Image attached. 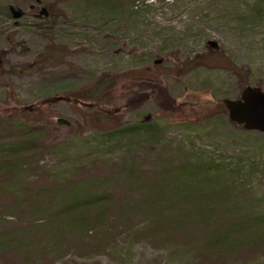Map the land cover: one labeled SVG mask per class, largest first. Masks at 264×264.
Segmentation results:
<instances>
[{
  "label": "rangeland",
  "instance_id": "374dc122",
  "mask_svg": "<svg viewBox=\"0 0 264 264\" xmlns=\"http://www.w3.org/2000/svg\"><path fill=\"white\" fill-rule=\"evenodd\" d=\"M8 6L25 12L17 23ZM42 6L47 17H37ZM50 50L51 63L42 60ZM0 54V264H264L263 245L202 262L207 234L191 220L208 213L211 229L232 217L264 226V134L218 106L246 85L264 90V0H0ZM135 71L165 88L174 109L160 110L148 90L128 108ZM97 76L112 78L113 92L93 115L67 96ZM24 142L36 148L14 159ZM183 165L192 175L170 188L184 202L153 200L154 184ZM191 184L195 194L218 192L194 205ZM76 185L110 202L83 241L61 214ZM124 204L139 209L114 223ZM150 204L159 213L145 211ZM229 205L237 213L227 218Z\"/></svg>",
  "mask_w": 264,
  "mask_h": 264
},
{
  "label": "trees",
  "instance_id": "16d2710c",
  "mask_svg": "<svg viewBox=\"0 0 264 264\" xmlns=\"http://www.w3.org/2000/svg\"><path fill=\"white\" fill-rule=\"evenodd\" d=\"M45 56H42V60L47 61V62H53L56 61L55 58V53L53 50L47 51ZM2 60H3V55L0 54V74L2 73L3 65H2ZM144 79H147L149 83H144ZM131 80H136L134 82H139L141 84L137 85L134 84V86L138 87V90L132 94L130 98L127 100V105L129 107L137 106L139 103L143 102L144 99L148 97V93L146 94L145 91H151L153 96V99L155 100L156 104L158 105V108L160 110L166 111L167 109L173 110L174 109V104L173 101L168 97L166 89L163 87L158 86V84L153 83L152 79L149 77H143L142 74H138L137 71L131 73ZM113 79L112 78H104L102 76H97L93 80H88L87 82L85 81L84 85L85 88L84 90L78 91V92H72L71 94L69 93L67 96V99L70 101H77L80 104H84L88 107L92 108V112H94L93 115L100 114V111H98L97 107L100 106L101 103L108 101V99L112 96V89H113ZM152 81V83H150ZM143 83V84H142ZM60 99H66L64 97H60ZM54 98H49L48 102L54 101ZM135 102H138L135 104ZM134 104V105H133ZM38 107L37 109L39 108ZM133 105V106H131ZM218 106L222 111H225L223 108L221 102L218 103ZM101 113L106 114L107 116H113L114 112L112 111H106L103 110ZM92 115V116H93ZM106 117V116H105ZM96 121H103L101 117H96ZM105 121V119H104ZM236 125V124H235ZM141 125H135L130 127L133 130L139 129ZM149 128V127H148ZM148 134L152 136L153 133H155V129L150 127L148 130ZM22 146V144H21ZM19 151L15 152L13 154L14 159L20 156H26L28 154V151L35 147V144L32 142H24L23 147L25 149H22L20 146ZM21 152V153H19ZM18 153V155H17ZM165 170V169H164ZM163 170V173H164ZM173 173H164L163 178L165 179L164 181H158L154 184L155 188L154 190L155 195L157 198H154L153 200H158V203L164 202L165 195H170L168 203L169 202H178L176 204H181L184 202V199L180 197L178 194L182 190H176V188L171 189V185L178 178V176H186V172L188 173L187 176H191L192 174L189 173L185 165L181 166L179 170L174 173V168L171 169ZM183 172V174L181 173ZM185 177V179L187 178ZM161 178V179H163ZM91 181V180H89ZM102 179L99 181L101 183ZM74 182V181H69ZM187 184V182H186ZM89 184H84V188L88 186ZM79 185L74 186L71 188L72 191H75ZM188 190V195L194 197L195 204H202L204 202L207 203V200L204 201V198L207 197L209 201L215 196V194L218 191H214L213 189H210L208 191H201L198 194H195L194 190V185L191 184ZM185 188V187H183ZM218 190V189H216ZM177 191V192H175ZM71 193V191L69 190ZM49 192H47L48 194ZM54 193V192H50ZM69 194V193H68ZM72 194V193H71ZM46 195V194H45ZM70 195V194H69ZM197 195V199L195 196ZM205 195V196H204ZM69 199L67 203L64 201L65 205L62 209L61 214L64 212V220L63 224L64 226H67V229H72L74 232L77 234V240L83 241L87 236V231L89 227H96L100 226L102 222L101 219H103V214L106 211V206L110 205V202L108 204L105 203V197L109 198L108 194L106 192H98L96 189H92L90 191H84L83 188L82 190L77 189L75 194H73L71 197L68 196ZM108 200V199H107ZM110 201V200H108ZM208 201V202H209ZM134 202V201H133ZM139 203V202H138ZM162 206V205H160ZM164 208L166 207L165 205L163 206ZM182 206H179L178 210L181 209ZM224 207V206H223ZM133 208V209H132ZM145 211H149L151 213L157 212L160 209L155 208L154 205H147L144 207ZM134 209H139L138 206L132 205L129 207L127 204H124L123 207L120 209L119 212L116 214V217L113 218L114 223H119V219L121 218L125 222H127V217L128 214L133 211ZM56 212H60L59 210ZM218 210H214L212 213H217ZM235 212V209L233 205H229L227 209L224 211L223 216H228L232 215ZM59 214H56L58 216ZM59 218V217H58ZM211 218V215L208 213L204 214H199L197 216L193 215L191 217V220L194 224V226H202V230L207 234V236L201 241V254L199 257V260L202 262L208 263L210 262L213 257H218V259H223L224 262L229 258L230 256V251L232 249H238L240 247H257L259 245L264 246V226L261 224V222L255 218H252L251 221H242L243 218H235L232 217L231 219H228L229 222L227 221L226 226H222L221 224H218L215 228L211 229L205 227L206 225L208 226L209 224V219ZM154 222L152 221L150 225H152L149 229V233L151 232L153 228ZM184 226L183 222H178L177 224L174 225V229H182ZM77 228H80L79 230ZM14 242V240L12 239ZM262 242V243H261ZM261 243V244H260ZM3 249H6L3 247ZM219 250L220 254L219 255H214L215 251Z\"/></svg>",
  "mask_w": 264,
  "mask_h": 264
},
{
  "label": "water",
  "instance_id": "95a60500",
  "mask_svg": "<svg viewBox=\"0 0 264 264\" xmlns=\"http://www.w3.org/2000/svg\"><path fill=\"white\" fill-rule=\"evenodd\" d=\"M9 12L13 19H19L24 14L22 9L13 6H9ZM37 15L39 17H47L48 11L45 7H41ZM209 44L213 47L216 46L214 42H209ZM222 104L227 111V117L230 122L240 125L246 131L264 133V90L260 87L246 85L242 88L237 98H224L222 99ZM56 122L61 125H70L63 118H57Z\"/></svg>",
  "mask_w": 264,
  "mask_h": 264
},
{
  "label": "flooded vegetation",
  "instance_id": "af4514ba",
  "mask_svg": "<svg viewBox=\"0 0 264 264\" xmlns=\"http://www.w3.org/2000/svg\"><path fill=\"white\" fill-rule=\"evenodd\" d=\"M39 5H40V3H38V2L35 3L34 4V7L31 9V11H35L37 9L36 7H38Z\"/></svg>",
  "mask_w": 264,
  "mask_h": 264
}]
</instances>
